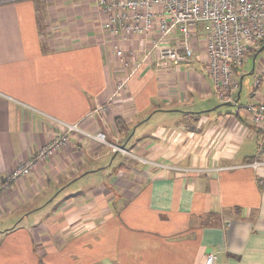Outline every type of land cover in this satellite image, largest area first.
Returning <instances> with one entry per match:
<instances>
[{"label": "crops", "instance_id": "1", "mask_svg": "<svg viewBox=\"0 0 264 264\" xmlns=\"http://www.w3.org/2000/svg\"><path fill=\"white\" fill-rule=\"evenodd\" d=\"M104 20L95 0H0V264H264L262 135L244 108L264 101V67L232 112L199 58L150 59L116 93L133 61L114 48L138 60L150 40L114 39ZM58 122L143 161L72 133L9 179Z\"/></svg>", "mask_w": 264, "mask_h": 264}, {"label": "built area", "instance_id": "2", "mask_svg": "<svg viewBox=\"0 0 264 264\" xmlns=\"http://www.w3.org/2000/svg\"><path fill=\"white\" fill-rule=\"evenodd\" d=\"M105 16L103 30L122 42L144 37L149 47L138 53L114 48V54L124 66L132 61L129 74L117 82L116 93L125 89L129 77L142 63L154 59L164 66L188 64L196 59L205 61L214 93L220 103H234L241 88L238 74L249 58L264 45V0H95ZM200 26H202L200 28ZM196 39L200 54L195 55L190 42ZM137 56V57H136ZM260 79H255L258 86ZM249 124L262 137L253 167L264 165V101L245 105ZM59 134L26 162L18 165L9 179L27 175L38 160L52 156L72 133L88 136L107 145L113 153L141 160L126 148L108 143L103 133H85L76 124L58 122ZM143 161V160H141ZM214 255L206 256L203 264H213Z\"/></svg>", "mask_w": 264, "mask_h": 264}, {"label": "rangeland", "instance_id": "3", "mask_svg": "<svg viewBox=\"0 0 264 264\" xmlns=\"http://www.w3.org/2000/svg\"><path fill=\"white\" fill-rule=\"evenodd\" d=\"M191 46L193 47V49L195 50L196 48V44H195V39H192L190 42ZM262 47H260V49L256 52V55L254 57L255 59V68L253 67V57L250 58L247 67L245 68V65L243 68L240 69V74H243V82L241 84V90H240V100H239V104L243 105L246 104L248 102V100L251 98V94L254 92V84H255V79L257 77V70L258 67H264V47L261 49ZM215 100V99H214ZM216 104H214L216 107H218V109L221 112H232V110H234V108L237 107L236 104L234 105H230V106H226L225 104L222 103H217V101L215 100ZM214 107V106H212ZM118 154V153H117Z\"/></svg>", "mask_w": 264, "mask_h": 264}, {"label": "water", "instance_id": "4", "mask_svg": "<svg viewBox=\"0 0 264 264\" xmlns=\"http://www.w3.org/2000/svg\"><path fill=\"white\" fill-rule=\"evenodd\" d=\"M264 47V45L262 46V48ZM261 48V49H262ZM238 99H239V92H238V94H237V97H236V99H235V101H234V103H224L226 106H230V105H234V104H236L237 102H238Z\"/></svg>", "mask_w": 264, "mask_h": 264}]
</instances>
